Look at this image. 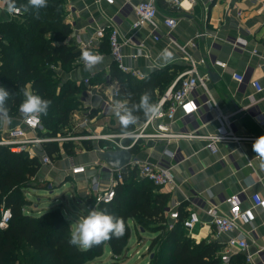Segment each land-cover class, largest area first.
Masks as SVG:
<instances>
[{
	"label": "crops",
	"instance_id": "crops-1",
	"mask_svg": "<svg viewBox=\"0 0 264 264\" xmlns=\"http://www.w3.org/2000/svg\"><path fill=\"white\" fill-rule=\"evenodd\" d=\"M141 1L114 0L113 4H109L104 0H67L66 20L72 28L67 43L84 51L81 45L94 39L99 28L118 27L119 39L121 43L124 42L123 63L130 70L138 72V75L126 74L137 79H144L167 68L176 74V79L191 66V62H196L200 75L207 77L208 91L200 87L198 93L208 96L212 107L210 110L202 108L187 123L180 120L181 112H177L171 129L173 132H191L199 126V131L205 137L140 140L137 151L132 155L150 163L164 159L174 166L173 184L158 187V191L170 195L169 209H175L183 216L193 211L198 213L200 222L191 233H187L190 238L196 243L203 240L217 242L221 244L222 252L229 237H240V233L219 234L212 224V218L206 213L210 205L216 204L220 214L228 215L229 205L223 203L225 197L242 194V207L248 208L252 205L253 194L264 196V168L260 167V157L252 148L256 138L264 135V0H197L193 6L185 4L186 9L182 10L158 0V14L154 22L133 28L136 16L131 10ZM122 7L127 11H121ZM17 16L8 14L6 5L0 0V23ZM168 17L176 20V26L172 29L164 23ZM154 37H159V40ZM103 41L96 40L95 45L87 49L104 56L103 62L92 71L85 70L81 59H77L69 72L57 68L63 81H75L89 91L87 106L81 105L83 109L75 111L72 128L67 134L75 135L79 125H86L83 134L90 130L93 133H108L111 130L119 133L111 128L105 132L104 125H101L102 120L115 117L112 111L108 116L101 115L99 111L104 99L113 98L115 89L119 90V96L113 98V105L116 101L127 103L120 82L116 77H110L116 63L110 47H102ZM140 46L143 49L138 55L137 48ZM164 50L171 53L167 60L161 56ZM214 60L225 63V67L215 65ZM236 74L243 75L244 81H237L234 78ZM86 78L90 79L89 85L83 84ZM254 81L260 83L261 92H257L253 86ZM157 100L152 103L157 104ZM217 114L223 118L218 119ZM22 116L20 113L11 117V123L0 121V140L8 138L10 130L23 127ZM116 121L118 124L117 118ZM159 121L168 122L166 119ZM142 123L137 122L135 130ZM228 126L240 139L216 141L217 150L212 152L207 136L218 135L228 130ZM94 128L96 131H93ZM83 142H78L82 148L76 150L73 156L61 150L60 157L54 159L51 166L41 165L37 175L39 181H49L58 187L67 180L72 181L73 196L79 203L90 197L93 178L108 181L107 175L90 167L97 161L96 152L104 142L90 141L94 147L92 150L85 149ZM38 149L40 147H34L35 151ZM77 166H87V172L72 174L71 169ZM254 213L255 221L252 224L241 225V230L249 233V248L238 254L244 255V258L245 255L252 256L257 263L259 251L264 250V208H255ZM253 230L256 235L252 233Z\"/></svg>",
	"mask_w": 264,
	"mask_h": 264
},
{
	"label": "trees",
	"instance_id": "trees-1",
	"mask_svg": "<svg viewBox=\"0 0 264 264\" xmlns=\"http://www.w3.org/2000/svg\"><path fill=\"white\" fill-rule=\"evenodd\" d=\"M66 2L47 0L48 6L39 9L38 13L29 7L17 18L0 23V86L12 94L6 101L9 115L20 114L19 105L25 99V91L50 100L48 114L40 116L47 129L45 134L49 136L67 134L72 128L75 111L83 109L80 96L85 87L75 81H63L57 70L71 71L82 54V50L67 43L72 28L66 20ZM16 3L19 7L27 5L28 0H16ZM106 46L109 48L107 36L102 43V47ZM112 76L120 82L127 104L131 106L139 102L145 91L150 93L151 102L159 100L176 74L167 68L137 79L121 73L115 65ZM134 114L139 117L137 122L147 119L142 111ZM112 127L121 133L120 123ZM135 128L136 124L128 131ZM83 147L94 148L90 141H84ZM81 148L74 141L62 145L57 142L45 144V151L53 160L60 157L61 150L73 156ZM135 151L136 147L130 152ZM40 169L37 156L13 152L9 146L0 145V219L2 208L12 212L8 227L0 228V264H87L102 256L106 246L113 257H119L126 251L131 238L130 223L140 231L154 235L148 247L152 255L148 264H219L221 244L205 240L196 243L183 227L187 216L178 212L179 218L171 219L170 195L159 192L158 187L141 178L136 169L128 167L123 169V180L116 187L113 200L97 207L124 219V236L118 240L113 237L87 251L79 250L68 243L70 227L60 207L39 216L25 211L29 203L24 198L26 192L40 189L37 179ZM86 201L89 206L95 204L92 196ZM231 264H245L244 255L235 254Z\"/></svg>",
	"mask_w": 264,
	"mask_h": 264
},
{
	"label": "built area",
	"instance_id": "built-area-1",
	"mask_svg": "<svg viewBox=\"0 0 264 264\" xmlns=\"http://www.w3.org/2000/svg\"><path fill=\"white\" fill-rule=\"evenodd\" d=\"M109 4H113L114 0H104ZM167 6L178 8L180 10L186 9L185 4L193 6L197 0H162ZM212 1V0H208ZM158 0H142L138 5L134 6L131 10L135 14L136 19L133 22V28L145 27L152 24L158 14ZM121 11H127L125 7L121 8ZM18 15V14H15ZM165 25L170 29L176 26V20L172 17H168L164 21ZM108 37L110 53L113 57L116 66L119 70L132 75H138V72L132 71L127 68L123 63L122 46L119 37L120 32L118 27L111 26L107 28H99L96 31L95 38L82 44L81 48L87 50L95 45L96 40H104ZM155 40H159V37H154ZM143 46L137 48V54H141ZM214 64L220 67H225V63L214 60ZM206 76L200 75L196 62H191V66L179 74L175 79L173 85L164 93L159 99L157 105L159 106V112L154 117L147 118L141 126L132 131L131 137H124L121 133H93L88 131L84 134L73 135H46L47 129L43 126L41 119L38 123H29L23 116L21 117V126L13 130H10L9 136L6 139L0 140V145L9 146L13 152H27L30 156H37L41 165H52L53 159L45 151V144L57 142L63 144L65 142L74 141H103V145H99L98 150H128L133 149L140 144V140L147 139H179V138H201L205 137L200 131L199 126H196L191 132H173L171 129V123L176 118V113L181 112L180 120L185 123L189 120H193L196 113L201 109L210 110L211 100L208 96L198 93V88H203L206 92ZM234 78L240 83L244 81V76L240 74L234 75ZM90 79L83 80V84L89 85ZM253 86L257 92L262 91V87L258 81H254ZM177 86V87H176ZM89 91L85 89L81 96V105L87 106V97ZM119 96V90L113 91V98ZM205 97V98H204ZM113 98H107L102 101L99 106L100 114L108 116L112 111ZM218 119H221V114H217ZM166 119L168 122H161L159 120ZM228 130H223L218 135L207 136L210 140L209 147L212 152H216L215 142L223 139L239 140L237 135L231 126H228ZM33 133V135H29ZM126 142V143H125ZM40 147L38 151L34 150V147ZM167 155L171 156L167 153ZM90 167L96 168L99 173L107 175L108 181L104 182L99 178H93L90 183L89 195L95 198V203L98 206L101 203H110L115 197L116 187L123 180V170H116L110 165L95 161ZM173 165L162 159L155 163L144 162L132 155L128 168L136 169L139 172V176L147 181L152 182L157 187H163L173 184L174 174ZM87 172V166H77L71 169V173L74 175L84 174ZM223 203L229 205V214L223 215L218 211L216 204L210 205L207 210V214L212 218V224L219 234H228L234 231H239L240 237L231 236L226 243L223 251L220 255L219 264H231L232 257L238 253H244L249 248L248 238L249 233L241 230V225L252 224L255 221V208H264V196L255 193L251 196V206L248 208L242 207L243 198L242 194H231L223 199ZM171 219H178L179 213L175 209H169ZM12 218V212L9 208L1 209L0 228L5 229L8 227ZM200 222L197 212H190L186 219L183 221V227L189 234L193 228ZM254 235L255 232L253 230ZM259 261L256 263L253 261L252 256L245 255V264H264V250L259 251Z\"/></svg>",
	"mask_w": 264,
	"mask_h": 264
},
{
	"label": "clouds",
	"instance_id": "clouds-1",
	"mask_svg": "<svg viewBox=\"0 0 264 264\" xmlns=\"http://www.w3.org/2000/svg\"><path fill=\"white\" fill-rule=\"evenodd\" d=\"M6 5L8 14H20L23 10L27 12L29 7L37 10L47 7V0H28L27 5L17 6L16 0H3ZM38 18V16H37ZM161 56L167 60L171 57V53L164 50ZM80 59L84 63L86 71H92L94 67L103 62L104 56L94 53L90 50L82 51ZM12 94L4 87L0 86V121L7 120L12 122L9 110L6 107V101ZM25 99L19 105V111L29 123H38L41 115L46 116L51 104L50 100L42 99L39 95L33 94L31 91L24 92ZM142 111L146 118L154 117L159 112V106L151 102V95L145 91L140 95L138 103L129 106L125 102L116 101L112 107V112L119 120L121 125V135L131 137L133 133L129 132L130 126H134L139 117L135 112ZM253 151L260 157V167L264 168V135H260L252 145ZM68 243L78 247L81 251H87L93 246H99L115 237L117 240L125 234V221L123 218L115 217L106 211L96 208L89 210L86 216L79 217L70 226Z\"/></svg>",
	"mask_w": 264,
	"mask_h": 264
},
{
	"label": "rangeland",
	"instance_id": "rangeland-1",
	"mask_svg": "<svg viewBox=\"0 0 264 264\" xmlns=\"http://www.w3.org/2000/svg\"><path fill=\"white\" fill-rule=\"evenodd\" d=\"M101 122V125H104V130L100 129L108 132L110 128L113 129L112 126L117 121L116 117H112V119L102 120ZM78 127L79 129L75 131V135L83 134L86 130V125H79ZM93 131H96L95 128ZM108 133L116 132L111 130ZM38 184L40 189H30L26 192V197H24L29 202L25 211L30 215L39 216L45 211L60 207L67 224L70 226L79 217L86 216L87 212L92 210V208L98 209L96 203L93 206H89L87 201L79 203V200L76 197L74 198L72 192L74 183L70 180L61 184L62 186L60 187L49 181L38 180ZM130 228L132 232L131 238L123 255L113 257L109 247L106 246L102 256L90 260L87 264H148L152 255L147 247L154 235L140 231L133 223H130Z\"/></svg>",
	"mask_w": 264,
	"mask_h": 264
},
{
	"label": "water",
	"instance_id": "water-1",
	"mask_svg": "<svg viewBox=\"0 0 264 264\" xmlns=\"http://www.w3.org/2000/svg\"><path fill=\"white\" fill-rule=\"evenodd\" d=\"M131 148L128 150H107L96 152L99 162L106 163L116 170H123L128 167L132 158Z\"/></svg>",
	"mask_w": 264,
	"mask_h": 264
}]
</instances>
